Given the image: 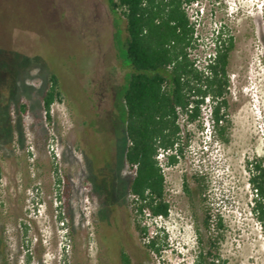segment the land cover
I'll return each mask as SVG.
<instances>
[{
	"label": "rangeland",
	"instance_id": "obj_1",
	"mask_svg": "<svg viewBox=\"0 0 264 264\" xmlns=\"http://www.w3.org/2000/svg\"><path fill=\"white\" fill-rule=\"evenodd\" d=\"M195 10L203 37L220 24L233 39L228 140L214 135L204 106L201 126L180 120L188 137L184 155L162 165L169 214L139 217L148 233L138 235L124 193L131 174L115 124L127 73L115 39L117 32L124 36L123 18L105 0H0V118L7 110L1 122L13 124L11 136L0 131V264H120V247L133 264H193L202 212L189 179L190 196L183 184L195 171L206 176L203 206L212 227L217 215L222 219V258L264 264V227L250 209L246 169L248 160L261 159L264 167V0H198L188 11ZM52 74L60 95L48 120L42 97ZM19 102L26 103L25 114L17 113ZM110 152L109 195L119 206L111 216L121 235L93 216L87 160L95 173ZM104 175L99 171L96 181ZM154 231L166 234L167 246L144 258L140 246Z\"/></svg>",
	"mask_w": 264,
	"mask_h": 264
},
{
	"label": "trees",
	"instance_id": "obj_2",
	"mask_svg": "<svg viewBox=\"0 0 264 264\" xmlns=\"http://www.w3.org/2000/svg\"><path fill=\"white\" fill-rule=\"evenodd\" d=\"M105 2L109 10L118 13L124 21L123 38L118 32L115 34L118 57L127 68L115 124L121 132V135L118 134L120 149L131 174L124 190L128 211L138 235H146L148 228L140 223L139 217L147 214L153 219L166 218L169 214L162 165H175L184 155L188 137L183 133L180 120L199 122L201 126V109L204 106L208 109L207 121L214 135L220 142L228 140L230 120L225 96L229 86L227 65L233 39L229 36L217 48L215 57L206 64L205 73L196 66V59L190 56V51L198 46L193 37L194 23L189 19L185 5L194 0ZM49 81L42 97V109L45 118L51 120L49 107L59 98L60 91L54 74L50 75ZM26 111V103L19 102L17 113L22 115ZM7 114L6 110L0 118V131L4 130L5 135L11 136L13 124L7 121L4 126L1 122ZM159 154L163 161L159 160ZM111 157L110 152L100 164L102 166L96 165L95 173L87 160L98 205L102 204V195L111 189ZM246 169L253 192L250 209L264 227V167L261 159L246 161ZM99 171L105 173L101 183L96 181L99 180ZM187 179L197 193L202 212L201 225L195 229L197 251L193 264H228L219 252L222 219L217 215L212 227L209 209L203 206L207 191L206 176L195 171L185 177L183 189L190 196ZM99 216L106 227L105 213L100 211ZM153 233L140 246L144 258L150 253L160 255L167 246L165 233ZM118 259L120 264H133L122 247L119 248Z\"/></svg>",
	"mask_w": 264,
	"mask_h": 264
},
{
	"label": "built area",
	"instance_id": "obj_3",
	"mask_svg": "<svg viewBox=\"0 0 264 264\" xmlns=\"http://www.w3.org/2000/svg\"><path fill=\"white\" fill-rule=\"evenodd\" d=\"M197 2L198 0H194V2H192L191 4L185 5V10L187 11L189 19L194 23L193 37L195 38L198 46L196 49L190 51V56L196 59V66L206 73V64L215 57L217 48H220L222 46L223 41H226L227 38L231 36V33L228 28H225L224 26L219 24V26L210 28L207 35L203 37L199 33V20L198 18H195L198 16V10H195V15H192L188 11L193 5L196 6ZM203 40H205V42ZM51 111L52 108L50 106L49 113ZM49 151L52 152L55 157L57 156L53 147H49Z\"/></svg>",
	"mask_w": 264,
	"mask_h": 264
},
{
	"label": "flooded vegetation",
	"instance_id": "obj_4",
	"mask_svg": "<svg viewBox=\"0 0 264 264\" xmlns=\"http://www.w3.org/2000/svg\"><path fill=\"white\" fill-rule=\"evenodd\" d=\"M98 200L99 199L96 197L95 202L97 203V206H95L93 216L95 217V219H98V217H100L98 214V213H100V208H105L104 209L105 217L107 219L106 225L109 228L114 229L118 233V231H119L118 226L115 224V222L113 221L114 219L111 216V214L113 212H116L119 208L117 201L112 200V197H111V195H109V193H104L102 195V204L101 205H98Z\"/></svg>",
	"mask_w": 264,
	"mask_h": 264
}]
</instances>
